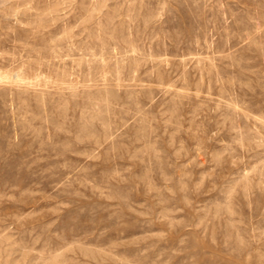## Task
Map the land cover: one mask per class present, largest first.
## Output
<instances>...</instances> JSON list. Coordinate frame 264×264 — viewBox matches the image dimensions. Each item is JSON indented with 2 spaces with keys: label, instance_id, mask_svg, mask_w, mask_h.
<instances>
[{
  "label": "rangeland",
  "instance_id": "obj_1",
  "mask_svg": "<svg viewBox=\"0 0 264 264\" xmlns=\"http://www.w3.org/2000/svg\"><path fill=\"white\" fill-rule=\"evenodd\" d=\"M119 263L264 264V0H0V264Z\"/></svg>",
  "mask_w": 264,
  "mask_h": 264
},
{
  "label": "bare ground",
  "instance_id": "obj_2",
  "mask_svg": "<svg viewBox=\"0 0 264 264\" xmlns=\"http://www.w3.org/2000/svg\"><path fill=\"white\" fill-rule=\"evenodd\" d=\"M88 253V252H87ZM120 264V263H119Z\"/></svg>",
  "mask_w": 264,
  "mask_h": 264
}]
</instances>
